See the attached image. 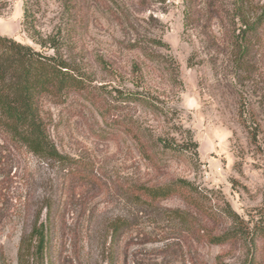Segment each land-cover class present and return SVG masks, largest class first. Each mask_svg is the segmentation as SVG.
I'll return each mask as SVG.
<instances>
[{"label":"rangeland","instance_id":"374dc122","mask_svg":"<svg viewBox=\"0 0 264 264\" xmlns=\"http://www.w3.org/2000/svg\"><path fill=\"white\" fill-rule=\"evenodd\" d=\"M263 11L264 0H0L1 35L40 50L32 36L59 28L85 77L42 105L58 150L83 164L78 179L0 132V264H19L37 218L50 230L46 264H264V238L252 240L264 219V22L250 27ZM176 179L205 190L212 228L251 236L209 244L169 217L189 210L174 196L112 238L115 220L137 215L127 183Z\"/></svg>","mask_w":264,"mask_h":264},{"label":"trees","instance_id":"16d2710c","mask_svg":"<svg viewBox=\"0 0 264 264\" xmlns=\"http://www.w3.org/2000/svg\"><path fill=\"white\" fill-rule=\"evenodd\" d=\"M188 7L190 11L192 5ZM188 15L187 12V17ZM25 18L28 19V10H25ZM263 22L264 11L250 27L256 31ZM32 39L40 50L0 34V132L3 136L1 139L13 146H20L48 164L60 166L70 179L76 180L83 171L81 169L83 164L77 158L64 155L58 150L52 139L49 124L43 117L42 105L45 100L59 102L70 93L83 90L85 77L77 61L62 53L65 47L62 30L59 31L58 28L56 34L48 37L35 33ZM142 52L149 56L144 49ZM137 143L143 157L154 161V155L145 141L139 138ZM155 144L164 152L178 151L162 137L157 138ZM204 192L205 190H200L185 179H176L165 184L127 183L123 189V196L137 215L133 219L115 220L110 226L111 236L117 238L121 231L139 226V220L142 219L139 214L151 215L152 211L158 214L160 203L174 196L183 198L189 210H167L169 217L186 222L190 233L195 232L209 244L227 245L251 236L250 232L239 233L232 228L221 231L212 228L211 224L215 222L216 217L213 207L210 206L211 200ZM193 213L205 216L206 223L197 228L187 223L188 219L193 217ZM48 216L47 221L50 220V212ZM232 216L236 218L233 211L232 213L226 211L223 215L226 219ZM254 231L257 233L252 234L253 241L256 235L264 238V219L257 222L253 233ZM49 239L48 225L37 218L30 233L21 239L19 264H46Z\"/></svg>","mask_w":264,"mask_h":264}]
</instances>
